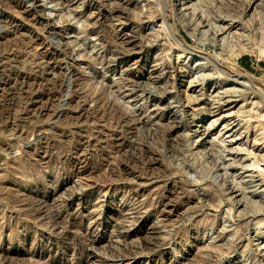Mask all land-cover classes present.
Here are the masks:
<instances>
[{
    "label": "rangeland",
    "instance_id": "1",
    "mask_svg": "<svg viewBox=\"0 0 264 264\" xmlns=\"http://www.w3.org/2000/svg\"><path fill=\"white\" fill-rule=\"evenodd\" d=\"M163 2L0 0V264H264V0L222 55Z\"/></svg>",
    "mask_w": 264,
    "mask_h": 264
},
{
    "label": "bare ground",
    "instance_id": "2",
    "mask_svg": "<svg viewBox=\"0 0 264 264\" xmlns=\"http://www.w3.org/2000/svg\"><path fill=\"white\" fill-rule=\"evenodd\" d=\"M93 1V0H92ZM99 1V0H98ZM148 1V0H145ZM215 0H164L163 2V7L165 9V13H167V15L169 16H175L177 19V22H179L184 30L188 33L189 36H191L193 39H196L197 41H199L200 43H202V45H204V43L207 44H211V46L214 48L215 52H217L216 54L218 55H222L224 52V48L226 47H235L234 42L239 36L243 35L246 30L248 31V29H246L245 23L248 22V25H252V23H255V17L254 15L259 14L258 13V9L259 7L263 4V2H261L262 0H247L246 3L244 4L245 6L243 7V10L241 11L240 15L236 16L234 14L231 13H226L224 15L221 16H214V18L211 17V11L210 6L214 5L215 3H219V2H214ZM50 2H54V0H50ZM113 2V1H112ZM119 4V3H118ZM160 4V3H159ZM136 5V4H135ZM109 6V5H108ZM161 6V5H159ZM209 6V8H207ZM13 7V5H12ZM98 7V6H97ZM14 8V7H13ZM90 9V8H89ZM108 9V8H106ZM114 9V8H113ZM133 9V8H132ZM98 10V9H97ZM156 11V10H155ZM213 11V10H212ZM234 11V10H233ZM14 12V11H13ZM16 12V10H15ZM110 12V11H109ZM108 12V13H109ZM218 12V11H217ZM236 12V11H235ZM120 13V12H119ZM239 13V12H238ZM107 14V13H106ZM249 14V15H248ZM90 15V14H87ZM133 15V14H132ZM136 16V15H135ZM165 16V15H162ZM216 17V18H215ZM246 17H248L246 19ZM21 18V17H20ZM105 18V17H104ZM98 19V18H97ZM131 19V18H130ZM120 20V19H119ZM91 21V20H90ZM122 22V21H121ZM218 23H222L220 26H218ZM224 23H226L224 25ZM251 23V24H250ZM46 26V25H45ZM255 26V24H254ZM255 28V27H254ZM251 29V27H250ZM171 32L174 34V37L176 42L181 45L183 44L182 41L179 39L180 35H179V31L176 27V25H171ZM249 32V31H248ZM113 35V34H112ZM245 35V34H244ZM234 42V43H233ZM242 41H239V43ZM116 43V42H114ZM105 44V43H104ZM239 46V44H238ZM237 46V47H238ZM109 47V46H108ZM229 48L228 50H230V54L232 53V51H234V48ZM225 48V49H226ZM113 52V51H112ZM233 55V54H232ZM194 62V61H193ZM194 65V67H196L198 65L199 70L200 68L203 67L202 64L197 63V64H192ZM205 66V65H204ZM205 68V67H203ZM181 70V69H180ZM186 70L181 72H178V76L180 78H186L188 74H186ZM55 80V79H54ZM71 80V79H70ZM182 80V79H181ZM63 81V80H62ZM192 81V80H191ZM191 83V82H190ZM189 83V84H190ZM193 83V82H192ZM58 84V83H57ZM188 84V85H189ZM191 85V84H190ZM188 87V86H187ZM195 87V85H194ZM52 88V87H51ZM193 89V87H192ZM187 90V89H185ZM193 91V90H192ZM186 92V91H185ZM199 93V92H198ZM189 94V93H188ZM188 94L186 93L184 95V100L185 102L188 103V101H190V96H188ZM213 97V96H212ZM211 98V97H210ZM91 99V98H90ZM198 110V108H197ZM212 110V109H211ZM195 113V112H194ZM209 113V112H208ZM211 113V111H210ZM217 113V112H215ZM212 114H214V111L212 112ZM211 115V114H210ZM218 114H215L214 116H217ZM224 115V114H223ZM218 120V118H217ZM211 124H209L210 126ZM226 126V125H225ZM211 128V127H210ZM204 126H199L198 129L194 130L192 132V134L189 137V140H186L185 142L186 144V148H187V153H190V155L193 157L194 161H196V163L199 164V160H197V155L191 153L192 149L195 146L200 145L203 142V138L202 136V132H203ZM223 130V129H222ZM221 130V132H222ZM221 132L219 131L218 133L221 134ZM100 141V140H99ZM184 142V141H183ZM207 142V141H206ZM211 145V144H210ZM109 148V147H108ZM88 151V150H87ZM119 151V150H117ZM116 151V152H117ZM199 152V151H198ZM197 152V153H198ZM203 155V154H201ZM112 156V155H111ZM116 160V157H115ZM117 161V160H116ZM111 162V161H110ZM125 163V162H124ZM170 163V162H169ZM178 164V163H177ZM176 164V166H178ZM104 165V164H103ZM116 165V164H114ZM175 165V164H174ZM180 165V164H179ZM84 166V164H83ZM109 166V165H108ZM112 166V165H111ZM184 168V167H183ZM182 169V168H181ZM120 170V169H119ZM176 170V169H175ZM101 171V170H100ZM116 171V170H115ZM177 171V170H176ZM104 172V171H103ZM144 174V173H143ZM181 174V173H180ZM194 179V178H192ZM227 180V179H226ZM225 180L222 179V182H224ZM226 183V182H225ZM228 184V183H227ZM232 186V185H231ZM233 188V187H232ZM235 188V187H234ZM119 189V188H117ZM238 189V188H237ZM228 192L226 193V195L228 196V201L234 205H238V200L235 199L237 197V194L235 193L236 190L234 189H229L227 190ZM119 192L122 193V196L125 195L124 192H122L121 190H119ZM116 194V193H115ZM119 194V193H117ZM217 201V199H216ZM220 205V202H217V206ZM216 206V207H217ZM244 206V205H243ZM228 212V213H227ZM230 210L228 209V211L223 212V215L225 218L227 216H229L230 214ZM222 217V218H224ZM115 225V224H114ZM255 227L254 229H257L259 226V221L254 223ZM66 229V228H64ZM64 231V230H63ZM67 231V230H66ZM233 234V233H232ZM228 236V235H226ZM78 238V237H77ZM232 236L229 237V239H231ZM228 241V240H227ZM231 242V241H230ZM174 249V248H173ZM249 250V249H248ZM250 252V251H249ZM252 254V253H251ZM250 254V255H251ZM249 255L247 248L245 247V249H243L240 254L238 255L240 258L239 264H254L253 261V257L251 258V256ZM86 258V257H85ZM255 260V259H254ZM226 264H231L230 260L226 262Z\"/></svg>",
    "mask_w": 264,
    "mask_h": 264
},
{
    "label": "trees",
    "instance_id": "3",
    "mask_svg": "<svg viewBox=\"0 0 264 264\" xmlns=\"http://www.w3.org/2000/svg\"><path fill=\"white\" fill-rule=\"evenodd\" d=\"M247 68L249 67V66H246Z\"/></svg>",
    "mask_w": 264,
    "mask_h": 264
}]
</instances>
